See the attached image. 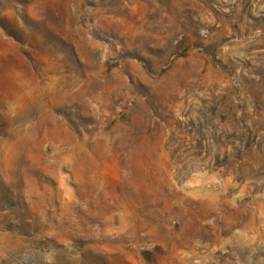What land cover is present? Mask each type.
Wrapping results in <instances>:
<instances>
[{
  "label": "rangeland",
  "instance_id": "374dc122",
  "mask_svg": "<svg viewBox=\"0 0 264 264\" xmlns=\"http://www.w3.org/2000/svg\"><path fill=\"white\" fill-rule=\"evenodd\" d=\"M0 264H264V0H0Z\"/></svg>",
  "mask_w": 264,
  "mask_h": 264
}]
</instances>
